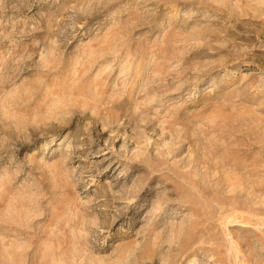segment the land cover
<instances>
[{"label":"rangeland","instance_id":"1","mask_svg":"<svg viewBox=\"0 0 264 264\" xmlns=\"http://www.w3.org/2000/svg\"><path fill=\"white\" fill-rule=\"evenodd\" d=\"M0 264H264V0H0Z\"/></svg>","mask_w":264,"mask_h":264}]
</instances>
